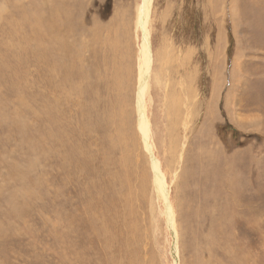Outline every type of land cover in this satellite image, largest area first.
<instances>
[{
  "label": "rangeland",
  "instance_id": "obj_1",
  "mask_svg": "<svg viewBox=\"0 0 264 264\" xmlns=\"http://www.w3.org/2000/svg\"><path fill=\"white\" fill-rule=\"evenodd\" d=\"M42 1L0 0V264H172L137 130L135 22L142 0H61L71 13L64 44L52 31L42 35ZM154 6L155 67L175 103L189 99L193 110L187 127L161 129L163 95L153 85L157 145H166V130L173 129L193 143L192 166H180L174 183L169 156L159 148L173 199L186 203L217 174L195 160L208 134L212 149L236 153L235 169L248 178H232L250 187L241 192L242 207L251 203L252 216L242 208L250 223L234 224L231 241L240 257L228 245L229 220L216 223L227 229L223 236L213 233L217 207L203 196L201 218L181 212L183 263L198 256L197 264H264V0H155ZM67 64L75 70L64 75ZM212 100L215 122L198 138ZM214 176L212 185L220 182L227 194L230 183ZM206 244L215 247L212 255L203 252Z\"/></svg>",
  "mask_w": 264,
  "mask_h": 264
},
{
  "label": "bare ground",
  "instance_id": "obj_2",
  "mask_svg": "<svg viewBox=\"0 0 264 264\" xmlns=\"http://www.w3.org/2000/svg\"><path fill=\"white\" fill-rule=\"evenodd\" d=\"M48 1L49 0H43L42 1L43 9H45V11L42 13V16H41L42 17L41 23H42V28H43V29H41L42 35L45 33L49 34L52 31L54 33V36L56 37L55 38V41H57L56 43L57 44H59V43L64 44L65 38L62 34V27L65 23L71 21V13H70V11H68L69 6L66 8V4H69V3H65L64 1H61V0H52V5L48 9H46V7H48L47 6ZM154 1L155 0H142V2L139 5H137V11H136L137 18H136L135 25H136V30H138L137 32H140V38H139L140 42L138 45V52H137L138 53V57H137V88H136L137 100H135L136 101V112H137L136 113L137 114V127H138L137 130L140 133V136L142 139L141 141L143 142L144 149L147 152V156H148L147 158H149L148 162L150 163V167H151V171H152V175H153L152 186L154 187L155 196H156L155 200H156V204H157V207H156L157 212H158L157 215H160V218H161V216H163L164 220L166 222V229H167L166 232H167V236H168L167 239L169 240V244H170L169 248H170V253H171V258H172V264H184L183 263L184 258H183L182 247H181L182 233L180 230V220H184L186 223H187V220L185 218L180 219V217H182L181 212H186L188 214V216L190 214V216H192L193 218H195L196 216H199L200 211L203 209L202 204L206 201V197H205V199H202L201 197L212 196L213 201H214L212 206L217 207V215L216 216L214 215V217H211V221H209V223H210L209 226L214 230L213 233H216L218 235L220 234L223 236L224 230H227V229L224 228V224H220V225H222V226H220V225H216V223H217V221L225 223L226 220H229L227 222V224L232 227V230L229 232L228 239H227L230 242V244H228V242H227V244L229 245V247L231 246L235 252H237L238 247L233 245L231 243V241L233 239H235V236H234L235 225L238 226L239 223L240 222L243 223L244 220L246 221V224L250 223V220L245 215V213L247 212L249 216H252V214L250 213L251 208H249L251 203H248L250 201L245 202L246 203L245 205H247V208H245V207H242V202H241V200H242L241 199V197H242L241 192L246 191L250 187L247 186V188H246V187H243L241 184L238 185L236 179L233 180V178H232V176L234 178H236L237 175H240L243 179L248 178L246 173H244L243 171H241L239 169H235V167L237 166L236 163H237V157H238V156H236V153H234L232 155H226L223 152L224 150H222V148L219 145H214V146H216V148L214 147L212 149V147L208 144L211 136H210V134L207 135V133L212 128L213 123L215 122V118H216V116H215L216 115L215 114V103H214V100H212L211 103L209 102L210 104L207 106V112H206V114H204L205 117L203 119V124L199 128V131H197L198 138L200 136L203 138V135L204 136H205V134L207 135L206 136V142L204 141V143H206L207 146H204V147L208 148V153H207V149H205L203 147V149H201V151H199L197 154H194V155L196 156L195 160H196V162H198V166L201 165L202 166L201 168H203V169H206V167L207 168L209 167L208 169L210 170V172H212V173L217 172V174L216 173L215 174H209V176H213V177H207L206 178L207 181L204 180L202 183L203 184L202 190L201 189H197V190L195 189V191H193L192 195L190 194V198L188 197V199H186V203L181 204V203H178V200L176 198L173 199L172 194H171V185L167 179V172L164 169V162H163L158 151H159L160 146H161V148L165 147L164 152L167 153L169 156L167 167L170 166L169 170H171V172H172L171 173V181H172L171 183H174L176 181V179H178L180 172L183 173V171H180V168H179L180 166L181 167L182 166L185 167L186 165L188 166L189 161L191 162L190 165L192 166L193 160L191 161L190 159H188L191 156V155H189L188 149L191 148L190 146L193 143L190 140L191 138H189L188 136H186L184 138L183 142L181 141V139L179 140V138H177L178 135L176 134L179 132V131H177V129H173L171 132L169 130L168 131L169 135H168V132H167V130L169 129L168 123H172V125L173 124L176 125V128L183 127V126L187 127V125H188L187 121L190 122L191 119H193V116H192L193 110L190 109V107H192V106L189 105L191 103L189 99H187V101L184 104L181 103L182 102L181 99L178 103H175V100L171 97V95L169 93V90H168L169 85H168L164 75H162L161 71H159V67L158 68H157V66L155 67V63L157 62V60L155 59L154 47H153V45H154V42H153L154 27H155V26H153V24H154L153 23V21H154L153 20V10L155 7ZM63 6H64L65 10L62 11ZM89 32L91 34H93L95 32V30L92 29V30H89ZM164 49H166V47H164ZM44 53H46V51H44ZM71 59H72V57H71ZM48 60H47V62H48ZM47 62H46V64H47ZM71 62L72 61H70V64H71ZM48 64H50V63H48ZM163 64H164V59L162 60V66H163ZM155 68H157V70H155ZM72 70H75V68L73 66L67 64L66 66L63 67L62 72L64 75H66V74L72 73ZM153 85H154V87H153ZM152 87L153 88H159L161 91V94L163 95V98H162L163 102H161V103L164 104V106L162 107V105H161V108H162L161 109V111H162L161 116H162L163 121H165L164 122L165 124L161 129H164V127H165V129H167L166 134H165L166 139H165V137H163V139H165L167 141L166 145L161 144L159 146V144L157 145V142H156L158 133L161 131H157V129L155 128V126L152 122V119H151V117H152L151 116V107H152V104L154 102V98L151 94ZM93 88L94 87H92L91 91L93 90ZM94 89H96V90H93V91L96 92L98 88L95 87ZM196 94L197 93H195V95ZM176 104H178L177 107H176ZM197 105L198 104H196L195 106H197ZM171 106H173V109H171ZM184 109H185V111H184ZM183 119H185V122ZM182 120H183V122H182ZM205 131H207V132L205 133ZM174 132H175V134H174ZM174 135H176V136H174ZM178 140L182 142L181 144H179L181 146L180 149H178L179 146H177V147L175 146V144L177 143ZM196 141L197 140L195 139V142ZM211 142H214L213 138H212ZM201 144H202V142H201ZM177 145H178V143H177ZM188 146H189V148H188ZM198 148H199V146H198ZM191 149L193 150V148H191ZM215 149H218V150H215ZM199 154H203V157L202 156L200 157ZM72 155H74V153H72ZM192 155H193V152H192ZM171 166L173 167V169L171 168ZM193 168H194V165H193ZM203 172H205V171L203 170ZM93 173H94V171H93ZM192 173H193V171H192ZM206 173H209V172H206ZM203 175L205 176V174H203ZM203 175H201V177ZM214 175H216V177H218L219 179H223L225 182L230 183V186H228V189H226L227 194H225L223 192V188L220 186L222 184L220 182H218V184H216V182H215V185L214 184L212 185L213 180H211V178H215ZM189 177H190V175H189ZM193 178H191V179H193ZM91 179H93V177ZM195 180H197V178ZM192 181H194V179ZM205 181H206V183H205ZM242 184H243V180H242ZM213 186L219 188L218 194L220 196H218L217 192H215ZM172 188H174V187H172ZM220 190L224 193L223 196L221 195ZM172 193H173V191H172ZM242 208L245 210L247 209L248 211L244 212L242 210ZM237 215H239L240 220L236 219ZM199 218H201V216H199ZM193 221H196V220H193ZM188 232H189V230H188ZM210 236H211V234H210ZM188 238H189V236H188ZM192 238H193V236H192ZM197 238H199V236L195 232V239H197ZM211 239L214 240L215 238L213 237ZM190 242H189V244H190ZM263 246H264V244H263ZM214 249H215V247L213 246V244H212V246L206 244L203 247V252L204 253L209 252L212 255V251ZM261 249H262V247H261ZM118 250H119V248H118ZM226 250H228V249H226ZM231 250L232 249L230 248V251ZM234 251L232 250V253H234ZM243 252H244V250H243ZM115 253H116V251H115ZM190 253H193V252H190ZM237 253H238L237 256H239L240 253L239 252H237ZM197 254H198V252H197ZM228 254H229V252H228ZM188 256H190V255H188ZM245 256L247 259H248V257H250L249 255L248 256L245 255ZM206 259H208V258L206 257ZM200 261H201V259H199L197 256L193 259L192 264H197ZM244 261H242V262H244ZM189 262L191 263V260ZM216 264H218L217 261H216Z\"/></svg>",
  "mask_w": 264,
  "mask_h": 264
}]
</instances>
